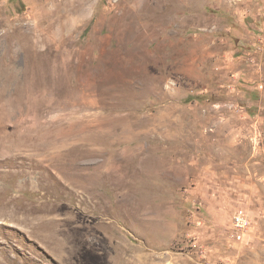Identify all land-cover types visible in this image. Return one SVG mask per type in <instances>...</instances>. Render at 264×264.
<instances>
[{
  "label": "rangeland",
  "instance_id": "rangeland-1",
  "mask_svg": "<svg viewBox=\"0 0 264 264\" xmlns=\"http://www.w3.org/2000/svg\"><path fill=\"white\" fill-rule=\"evenodd\" d=\"M171 2L0 0V264H264V0Z\"/></svg>",
  "mask_w": 264,
  "mask_h": 264
},
{
  "label": "built area",
  "instance_id": "built-area-1",
  "mask_svg": "<svg viewBox=\"0 0 264 264\" xmlns=\"http://www.w3.org/2000/svg\"><path fill=\"white\" fill-rule=\"evenodd\" d=\"M234 223L239 228V230L243 231L244 229H246L249 226L250 219H249L246 212H244L243 210H238L234 214ZM240 237H242V236L240 235Z\"/></svg>",
  "mask_w": 264,
  "mask_h": 264
},
{
  "label": "bare ground",
  "instance_id": "bare-ground-1",
  "mask_svg": "<svg viewBox=\"0 0 264 264\" xmlns=\"http://www.w3.org/2000/svg\"><path fill=\"white\" fill-rule=\"evenodd\" d=\"M170 4H172V2H171V0H168V3L162 5V6L160 7V9H161V8H164V10L167 12V11L170 9V8L168 7Z\"/></svg>",
  "mask_w": 264,
  "mask_h": 264
}]
</instances>
